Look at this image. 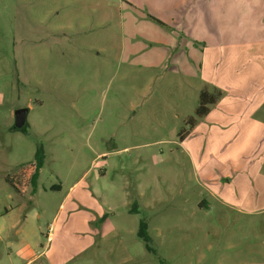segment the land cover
I'll return each instance as SVG.
<instances>
[{
  "label": "rangeland",
  "instance_id": "374dc122",
  "mask_svg": "<svg viewBox=\"0 0 264 264\" xmlns=\"http://www.w3.org/2000/svg\"><path fill=\"white\" fill-rule=\"evenodd\" d=\"M181 3L0 0V264H42L54 231L77 253L85 235L71 227L88 205L71 208L74 195L66 203L76 183L113 227L67 264H255L264 255L263 217L237 223L216 206L180 143L203 88L173 61L183 34L167 22ZM21 108L26 131L14 129ZM39 146L38 190L21 195L6 178L34 164ZM142 220L152 252L138 236Z\"/></svg>",
  "mask_w": 264,
  "mask_h": 264
},
{
  "label": "crops",
  "instance_id": "0c3cea01",
  "mask_svg": "<svg viewBox=\"0 0 264 264\" xmlns=\"http://www.w3.org/2000/svg\"><path fill=\"white\" fill-rule=\"evenodd\" d=\"M180 1L173 8L183 9L179 21L167 22L183 34L181 56L173 61L182 59L181 65L189 66L184 72L196 75L203 83L200 96L206 93L210 101L205 115L189 117L188 133L179 135L181 146L214 204L235 212L237 223L255 225V218L263 217L264 233V0ZM255 10L257 18L244 26V18ZM78 184L70 188L66 203L74 195L71 208L88 205V212L82 211L71 227L85 235L83 243L68 255L56 244L60 237L54 231L47 245L41 244L37 259L42 264L72 262L92 247L101 229L111 226L104 207ZM200 203L213 205L206 198ZM104 214L107 219L102 220ZM260 258L255 264H264V255Z\"/></svg>",
  "mask_w": 264,
  "mask_h": 264
},
{
  "label": "trees",
  "instance_id": "16d2710c",
  "mask_svg": "<svg viewBox=\"0 0 264 264\" xmlns=\"http://www.w3.org/2000/svg\"><path fill=\"white\" fill-rule=\"evenodd\" d=\"M207 97L208 95L206 93L201 94L200 105L196 110L197 116L205 115L207 111L206 106L210 103ZM27 128H28V125L23 129V131H26ZM45 159H46V156H45L44 148L42 146H39L35 154V163L25 168H22L21 171L16 175L8 176L6 178V181L12 187H14V189L21 195L24 194L28 185H31L32 192L36 193L38 190V181L40 177V171L44 166ZM5 212H8V210H6ZM138 236L145 243L148 251L150 252L154 251L151 247L152 239L148 232V224L144 220H142L140 223Z\"/></svg>",
  "mask_w": 264,
  "mask_h": 264
},
{
  "label": "water",
  "instance_id": "95a60500",
  "mask_svg": "<svg viewBox=\"0 0 264 264\" xmlns=\"http://www.w3.org/2000/svg\"><path fill=\"white\" fill-rule=\"evenodd\" d=\"M28 108H21L16 111V121L14 125L15 130H23L28 125Z\"/></svg>",
  "mask_w": 264,
  "mask_h": 264
}]
</instances>
